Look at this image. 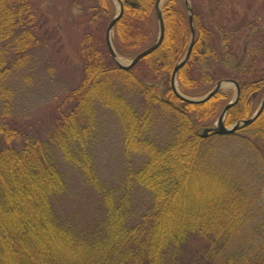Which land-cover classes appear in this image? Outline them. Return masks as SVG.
Segmentation results:
<instances>
[{
    "label": "trees",
    "instance_id": "obj_1",
    "mask_svg": "<svg viewBox=\"0 0 264 264\" xmlns=\"http://www.w3.org/2000/svg\"><path fill=\"white\" fill-rule=\"evenodd\" d=\"M38 1L0 0V264H264V108L232 134L201 135L232 96L221 90L190 103L172 89L179 50L190 36L185 0H167L162 44L130 70L116 64L103 33L112 2L95 0L97 13H85L78 35L79 82L34 116L18 111V99L29 81L30 74L23 75L30 59L49 44ZM123 1L112 41L118 54L133 58L157 37L151 28L155 0ZM209 2L205 16L191 0L195 43L177 84L183 94L199 97L219 79H235L240 97L227 113L230 125L251 117L255 99L264 97V33L254 23L261 13L251 8L254 1L232 27L222 25L221 36L245 28L252 39L245 40L241 58L231 47L218 55L210 48L216 40L210 29L226 18L219 0ZM209 56L241 69L239 75L221 71L215 78L192 69L195 58ZM142 64L147 66L139 73ZM205 74L211 85L197 91ZM100 108L122 124L126 155L140 157L119 183L98 171ZM158 122L169 124V137L156 136ZM73 170L96 200L86 216L62 213ZM136 188L150 192L143 210L132 199Z\"/></svg>",
    "mask_w": 264,
    "mask_h": 264
},
{
    "label": "rangeland",
    "instance_id": "obj_2",
    "mask_svg": "<svg viewBox=\"0 0 264 264\" xmlns=\"http://www.w3.org/2000/svg\"><path fill=\"white\" fill-rule=\"evenodd\" d=\"M101 1V0H100ZM197 9L207 16L210 12L209 0H192ZM254 6L251 8L258 9L260 11L261 19L254 22L257 29H261L264 33V0H219L218 3L221 5L223 20L221 24L217 23L214 29H210L214 32L216 40H211L210 48L214 49L215 52L220 53L226 52L231 47L232 52H237L242 56L244 49V43L246 39L251 40L252 36L247 37L246 29L244 28L243 33H237L236 31L229 32V34H223L221 32L224 26L232 27L235 21H238L236 16H243L246 9L253 3ZM40 7L45 14L46 24L49 30L48 33V46L40 48L36 51V58L30 59L27 70L24 71L23 76L30 74L29 81L23 84L19 93L18 111L23 112L25 115H38L43 113L47 109V106L52 102L55 97H58L61 93L69 88L71 85H76L80 78L82 69L81 53L79 49V33L83 26L87 24V18L85 13L95 15L98 10L99 4L93 0V3L85 0H39ZM111 17L115 16L118 11V3L116 0H111ZM167 0H162L161 6L164 8ZM96 3V4H94ZM224 3V4H223ZM97 8L94 7V5ZM223 4V5H222ZM86 8V12L84 9ZM182 6L180 7V9ZM83 15V20H78V17ZM156 14H154L155 16ZM255 18L254 12L252 13ZM208 19V17H207ZM206 17L205 20L207 21ZM83 22V25L80 22ZM230 24H229V23ZM209 26V25H208ZM154 32H157L158 36V21L155 16L154 23L151 27ZM104 29V35H105ZM56 35V36H55ZM157 38V37H156ZM190 36L188 41L182 45L179 50L178 59L182 58L185 54ZM142 49V47L140 48ZM140 49L136 50L139 51ZM183 54V55H182ZM182 55V56H181ZM120 60L124 64L131 61V56L120 55ZM181 56V57H180ZM214 57V58H212ZM195 58L192 61V69H201L203 73H211L212 77L218 78L221 75V71H227L233 74V76L239 75L241 69H229L224 63L221 62L220 58L218 61L215 56H209L202 62ZM146 64L140 65L138 72L141 73V69L146 68ZM199 67V68H198ZM211 67V68H208ZM263 69V71H262ZM217 72H214V71ZM262 74H264V63L260 66ZM147 72V71H146ZM199 77L200 73H195ZM162 78L168 76L167 72H160ZM22 79V77H19ZM207 74L201 78L197 91H204L208 88L211 83L207 82ZM236 87L233 83L227 84L222 89L223 93L227 96L234 97ZM227 100L224 99L225 103ZM258 100L255 99L252 109L257 108ZM218 118V117H217ZM217 119L211 124L214 126ZM161 122V121H160ZM155 128L156 136L169 137V124L160 123ZM203 130L201 129V132ZM96 152L97 167L101 177L106 178L108 182L119 183L125 176V172L130 164H136L140 162V157H128L124 148V132L123 126L119 119L114 113L107 112L105 110H98L97 115V129H96V140L94 143ZM227 157L226 154L223 153ZM78 172L73 170L69 174V182L71 184L70 190L63 201V205L67 210H62L63 215H68V210L77 211L78 216H86L96 205L94 195L85 189L87 184L81 180ZM110 180V181H109ZM93 195V196H92ZM150 196V192L145 188H136L132 190V199L139 210H143L147 206V202ZM93 199L91 202L87 199ZM75 205V207H73ZM70 208V209H68ZM67 212V213H66Z\"/></svg>",
    "mask_w": 264,
    "mask_h": 264
},
{
    "label": "water",
    "instance_id": "obj_3",
    "mask_svg": "<svg viewBox=\"0 0 264 264\" xmlns=\"http://www.w3.org/2000/svg\"><path fill=\"white\" fill-rule=\"evenodd\" d=\"M116 2L118 3L119 7H118V11H117L116 15L110 20V22L107 26L106 42H107L108 48H109V50L112 54V57H113L114 61L116 62V64L120 68L130 70L141 59L148 56L153 51H155L157 48H159L160 45L162 44L163 40H164L165 22H164V15H163L162 7H161L162 0H156L155 1V8H156V14H157L158 25H159V33H158L157 39L151 45H149L147 48H145L142 51H140L139 53H137L133 57V59H131V61L127 64H124L123 62H121L120 56H119L118 52L116 51L114 44H113V41H112L113 28L116 25L117 21L121 18L122 14L124 12L123 0H116ZM185 2L187 5V8H188V20H189V25H190V41H189V44H188V47H187V50H186L184 56L176 63V65L173 68L172 75H171L172 89L174 90L175 94L178 97H180L181 99L188 101L190 103H200V102L208 101L213 96H215L218 92H220L224 86H226L227 84L233 83L236 87L234 97L232 98L231 101H229L224 106L222 113L220 114V116L217 119L216 125L213 127L204 128L201 135L203 137H206L209 135L210 132H214L216 134H232L241 125H248L251 122H253L255 119H257V117L260 115V113L262 112V110L264 108V97L261 100L259 107L257 108V110L254 112V114L251 117L238 120L235 123H233L231 126H227L226 125V115H227L229 109L238 102L239 97H240V87H239V84L236 80L231 79V78L220 79L215 83V85L205 95L198 97V98H194V97L184 95L179 91L178 87L176 86V77H177L179 70L187 63V61L189 60V58L192 54L194 43H195V34H196V29H195V25H194V16H193L194 10H193L191 0H185Z\"/></svg>",
    "mask_w": 264,
    "mask_h": 264
}]
</instances>
